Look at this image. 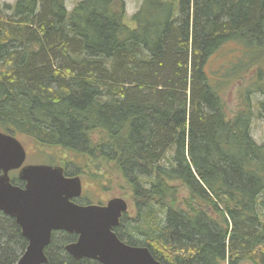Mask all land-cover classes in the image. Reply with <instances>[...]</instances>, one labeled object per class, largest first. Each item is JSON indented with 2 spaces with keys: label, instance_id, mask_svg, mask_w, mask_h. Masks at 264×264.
Returning <instances> with one entry per match:
<instances>
[{
  "label": "trees",
  "instance_id": "obj_1",
  "mask_svg": "<svg viewBox=\"0 0 264 264\" xmlns=\"http://www.w3.org/2000/svg\"><path fill=\"white\" fill-rule=\"evenodd\" d=\"M125 9L0 7V131L32 140L67 175L123 183L134 214L114 231L156 260L264 264V141L250 132V95L264 93V0H141L134 28ZM240 83L229 111L224 93ZM258 109L264 117V101ZM75 240L53 233L46 264H99L68 255ZM26 246L0 212V264Z\"/></svg>",
  "mask_w": 264,
  "mask_h": 264
},
{
  "label": "water",
  "instance_id": "obj_2",
  "mask_svg": "<svg viewBox=\"0 0 264 264\" xmlns=\"http://www.w3.org/2000/svg\"><path fill=\"white\" fill-rule=\"evenodd\" d=\"M18 139L0 131V212L15 219L27 246L16 264H46L45 249L53 232L76 234L64 250L73 259L99 264H164L149 249L122 242L114 232L128 210L127 201L113 198L102 204L79 205V176H67L61 166L26 164ZM18 171L11 182L10 171Z\"/></svg>",
  "mask_w": 264,
  "mask_h": 264
},
{
  "label": "rangeland",
  "instance_id": "obj_3",
  "mask_svg": "<svg viewBox=\"0 0 264 264\" xmlns=\"http://www.w3.org/2000/svg\"><path fill=\"white\" fill-rule=\"evenodd\" d=\"M80 0H65V6L68 11H70L73 6ZM126 5V15L124 18V23L129 28H134L135 25L132 21V15L136 12L138 7L140 6L141 0H123ZM15 0H0V7L3 5H9L12 6L14 4ZM247 86L246 83H240L235 84L234 86H231L228 88L224 93V99L226 101V106L229 111H237L240 108L241 104V93L242 90L245 89ZM264 101V93H252L250 95V102L253 106V118H252V124H251V136L252 138L257 142L261 143L264 141V117L258 116V108L259 103ZM18 141L21 143V145L24 147L26 151V159L24 162V165L26 164H48L45 159H48V155L46 153H43L39 151V149L34 145V142L30 139H27L26 137L17 136L16 137ZM60 151L57 150H47L48 154H56ZM62 158H66L65 154L62 153ZM56 166H61L60 164ZM62 167V166H61ZM74 166L70 164V168ZM64 168V167H63ZM65 170V168H64ZM66 172V171H65ZM9 176L11 178L17 176V171L10 172ZM72 176V175H68ZM82 182V196L80 198V201L82 203H88V204H105L108 200L113 198H123L122 195L125 194V187L123 183H116V184H110L105 186V182L102 183V185H98L92 180L86 179L84 177H79ZM125 199V198H123ZM128 204V218L133 217V204H131L127 199H125ZM132 223V222H130ZM130 227V226H129ZM129 229V228H128ZM56 233V232H54ZM66 233V232H64ZM69 234V233H68ZM59 235H57L58 237ZM62 237V235L60 234ZM46 250V249H45ZM240 264H251L249 262H243Z\"/></svg>",
  "mask_w": 264,
  "mask_h": 264
},
{
  "label": "flooded vegetation",
  "instance_id": "obj_4",
  "mask_svg": "<svg viewBox=\"0 0 264 264\" xmlns=\"http://www.w3.org/2000/svg\"><path fill=\"white\" fill-rule=\"evenodd\" d=\"M53 166H56V165H53ZM17 171V170H16ZM10 172H14V171H10ZM9 172V173H10ZM1 173V172H0ZM17 173H18V171H17ZM66 174V173H65ZM67 175V174H66ZM68 176V175H67ZM11 178V177H10ZM11 182L12 183H14V184H17V185H23V183L22 182H20V181H18L17 180V176L16 177H13V178H11ZM83 191V190H82ZM81 196H82V193H81V195H80V197L79 198H74L73 199V201L75 202V203H77V204H79V205H86V204H88V203H82L81 201H80V198H81ZM102 205H104V204H102ZM2 213V212H1ZM7 216V215H6ZM115 232V231H114ZM54 233V232H53ZM116 234V233H115ZM53 235V234H52ZM76 235V234H75ZM51 238H52V236H51ZM76 239H77V235H76ZM76 241V240H75ZM75 241H73V242H75ZM27 242V241H26ZM51 242V241H50ZM73 242H70V243H73ZM69 244V243H68Z\"/></svg>",
  "mask_w": 264,
  "mask_h": 264
}]
</instances>
